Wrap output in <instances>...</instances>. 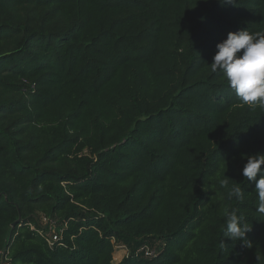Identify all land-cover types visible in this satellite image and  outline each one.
<instances>
[{
	"label": "trees",
	"instance_id": "obj_1",
	"mask_svg": "<svg viewBox=\"0 0 264 264\" xmlns=\"http://www.w3.org/2000/svg\"><path fill=\"white\" fill-rule=\"evenodd\" d=\"M240 30L264 34V0H0L9 264H258L264 212L241 170L264 154V109L210 65ZM224 207L252 225L251 248L224 237Z\"/></svg>",
	"mask_w": 264,
	"mask_h": 264
},
{
	"label": "clouds",
	"instance_id": "obj_2",
	"mask_svg": "<svg viewBox=\"0 0 264 264\" xmlns=\"http://www.w3.org/2000/svg\"><path fill=\"white\" fill-rule=\"evenodd\" d=\"M222 5H235L236 0H219ZM211 71L224 74L228 86L240 100L250 108L264 109V34L251 33L248 30L229 32L227 38L216 45L212 58ZM264 154L250 155L241 170L247 181H255V191L264 212ZM257 177H259L257 179ZM219 188L224 189L228 199H243V189L236 183L229 185V178H217ZM221 215L225 219L224 237L232 242L242 241L252 247L246 234L252 231V225L235 209L224 207ZM222 243V247H223ZM258 264L264 262V256L257 255Z\"/></svg>",
	"mask_w": 264,
	"mask_h": 264
},
{
	"label": "built area",
	"instance_id": "obj_3",
	"mask_svg": "<svg viewBox=\"0 0 264 264\" xmlns=\"http://www.w3.org/2000/svg\"><path fill=\"white\" fill-rule=\"evenodd\" d=\"M38 222L39 224L42 223L45 227L48 228V234H47V239H46L48 245L51 246L54 242L60 239V235L56 231V220H53L51 218L41 215L38 218ZM115 247L125 248L124 246L117 244V243L114 244V250H115ZM141 251H143L145 256H148V257L155 255V249L153 248L145 247L144 249H140L138 252H141ZM113 261L115 262V257H113ZM8 262H9V259L7 258V256L3 253V251H0V264H9Z\"/></svg>",
	"mask_w": 264,
	"mask_h": 264
},
{
	"label": "rangeland",
	"instance_id": "obj_4",
	"mask_svg": "<svg viewBox=\"0 0 264 264\" xmlns=\"http://www.w3.org/2000/svg\"><path fill=\"white\" fill-rule=\"evenodd\" d=\"M41 226H44L42 223L40 224ZM123 250L126 255V249L125 248H120V247H115L113 257H115V262H118L121 259V254L120 251Z\"/></svg>",
	"mask_w": 264,
	"mask_h": 264
},
{
	"label": "crops",
	"instance_id": "obj_5",
	"mask_svg": "<svg viewBox=\"0 0 264 264\" xmlns=\"http://www.w3.org/2000/svg\"><path fill=\"white\" fill-rule=\"evenodd\" d=\"M120 254H121V259H122L123 257H125V252H124L123 250L120 251ZM121 259H120V260H121ZM120 260H119V261H120Z\"/></svg>",
	"mask_w": 264,
	"mask_h": 264
},
{
	"label": "water",
	"instance_id": "obj_6",
	"mask_svg": "<svg viewBox=\"0 0 264 264\" xmlns=\"http://www.w3.org/2000/svg\"><path fill=\"white\" fill-rule=\"evenodd\" d=\"M20 222V219H18L13 225H15V224H17V223H19Z\"/></svg>",
	"mask_w": 264,
	"mask_h": 264
}]
</instances>
